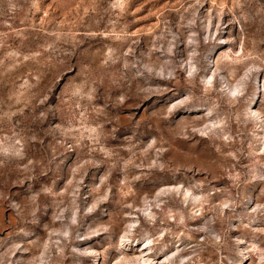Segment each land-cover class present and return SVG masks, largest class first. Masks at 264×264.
<instances>
[{
	"label": "rangeland",
	"instance_id": "rangeland-1",
	"mask_svg": "<svg viewBox=\"0 0 264 264\" xmlns=\"http://www.w3.org/2000/svg\"><path fill=\"white\" fill-rule=\"evenodd\" d=\"M0 264H264V0H0Z\"/></svg>",
	"mask_w": 264,
	"mask_h": 264
}]
</instances>
